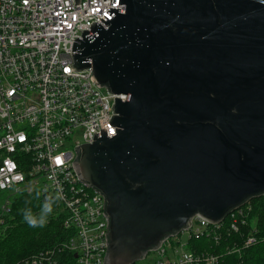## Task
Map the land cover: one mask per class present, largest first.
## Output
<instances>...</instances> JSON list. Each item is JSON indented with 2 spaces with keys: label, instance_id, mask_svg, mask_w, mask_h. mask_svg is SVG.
Listing matches in <instances>:
<instances>
[{
  "label": "water",
  "instance_id": "water-1",
  "mask_svg": "<svg viewBox=\"0 0 264 264\" xmlns=\"http://www.w3.org/2000/svg\"><path fill=\"white\" fill-rule=\"evenodd\" d=\"M104 2L71 65L127 98L73 163L106 197L105 264H135L264 196V0Z\"/></svg>",
  "mask_w": 264,
  "mask_h": 264
},
{
  "label": "built area",
  "instance_id": "built-area-1",
  "mask_svg": "<svg viewBox=\"0 0 264 264\" xmlns=\"http://www.w3.org/2000/svg\"><path fill=\"white\" fill-rule=\"evenodd\" d=\"M104 0H0V192L59 194L55 202L74 232L26 264H105L110 220L106 197L86 183L74 165L76 147L92 143L95 132L116 133L109 120L115 96L92 76V68L73 70L74 38L101 18ZM101 17V18H100ZM81 29V30H80ZM250 201V200H249ZM213 222L196 214L188 228L162 240L150 264H221L258 242L255 233L237 244L234 232L247 225L251 203ZM224 243V241H226ZM208 246L203 251L199 247ZM226 254V255H225Z\"/></svg>",
  "mask_w": 264,
  "mask_h": 264
},
{
  "label": "trees",
  "instance_id": "trees-1",
  "mask_svg": "<svg viewBox=\"0 0 264 264\" xmlns=\"http://www.w3.org/2000/svg\"><path fill=\"white\" fill-rule=\"evenodd\" d=\"M7 198L0 199V264H26L36 259L40 252L55 247L74 233L71 228L66 227L65 216L56 202L53 205V213L49 215L43 228L28 226L23 220L22 210L31 207L34 213L38 212L44 199L41 194L38 198L36 192L23 191L12 194L9 210H5L4 203ZM249 203L253 205L249 222L234 232L231 243L239 244L251 233L258 236V242L244 249L242 253L225 256L221 264H264V196L253 198ZM226 242L227 240L224 241ZM205 247L209 248L199 247L196 251H203ZM56 255L48 264H56ZM69 256L73 260L74 254L66 252L59 264H66L64 261Z\"/></svg>",
  "mask_w": 264,
  "mask_h": 264
},
{
  "label": "clouds",
  "instance_id": "clouds-1",
  "mask_svg": "<svg viewBox=\"0 0 264 264\" xmlns=\"http://www.w3.org/2000/svg\"><path fill=\"white\" fill-rule=\"evenodd\" d=\"M40 196L39 192H36V197ZM61 197L56 195L53 196H45L43 202L39 205V211L33 212L31 207L24 208L22 210L23 220L28 224L29 227L32 228H43L47 222L50 214L53 213V205L56 200Z\"/></svg>",
  "mask_w": 264,
  "mask_h": 264
},
{
  "label": "rangeland",
  "instance_id": "rangeland-1",
  "mask_svg": "<svg viewBox=\"0 0 264 264\" xmlns=\"http://www.w3.org/2000/svg\"><path fill=\"white\" fill-rule=\"evenodd\" d=\"M10 194V192L4 191V192H0V199H5L7 198V196ZM156 257V254H154L153 252L150 253V255L146 258V259H140L138 261L135 262V264H150Z\"/></svg>",
  "mask_w": 264,
  "mask_h": 264
},
{
  "label": "snow or ice",
  "instance_id": "snow-or-ice-1",
  "mask_svg": "<svg viewBox=\"0 0 264 264\" xmlns=\"http://www.w3.org/2000/svg\"><path fill=\"white\" fill-rule=\"evenodd\" d=\"M105 15H107V13H105Z\"/></svg>",
  "mask_w": 264,
  "mask_h": 264
}]
</instances>
